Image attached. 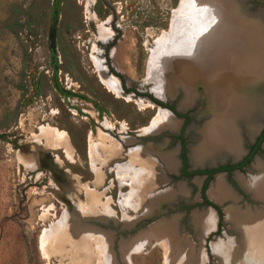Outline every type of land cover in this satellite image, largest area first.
Returning a JSON list of instances; mask_svg holds the SVG:
<instances>
[{
    "label": "rangeland",
    "instance_id": "1",
    "mask_svg": "<svg viewBox=\"0 0 264 264\" xmlns=\"http://www.w3.org/2000/svg\"><path fill=\"white\" fill-rule=\"evenodd\" d=\"M239 2L249 15L264 18V0ZM178 3L95 0V18L90 19L82 0H0V264H108L110 254L113 261L109 264H171L184 254L171 252L164 262L163 247L154 244L155 238L163 239L161 231L153 230L133 244L140 232L156 223L169 225L170 219L177 222L175 239L189 238L194 255L201 253L199 264H228L227 257L235 254L244 264H264V251L245 244L241 227L226 216L231 205L242 211L264 209L262 197L246 186L252 175H260L255 164L257 160L264 163V151L230 174L217 172L206 180L197 173L241 160L259 131L255 130L254 136L240 132L242 151L238 157L192 162L190 148L201 143L197 130L211 120L203 89L199 86L186 102L184 87L176 82L174 94L161 103L149 87L142 88L139 83L151 64L149 49L156 46L157 35L169 29ZM105 20L106 24H100ZM111 30L112 38L107 36L106 43L99 44L106 69L120 80L123 91L133 98L142 97L143 103L116 97L99 80L91 58L92 45L98 43V33L111 34ZM112 49L117 59L112 58ZM199 91L201 95H197ZM157 106L172 111L178 126L140 136L137 133L150 122ZM169 106L187 115L186 122ZM104 117L110 131L102 126ZM260 122L264 123V116ZM129 136L139 144L129 142ZM64 140L70 151L62 144ZM134 145L140 146L129 152ZM162 155L173 156L175 167L169 169ZM127 160L129 168L124 165L117 176L114 163ZM55 175L62 187H70L67 196L83 207L80 211L87 217L49 191ZM218 176L234 201L208 194ZM205 183L210 204L201 196ZM182 184L193 197L178 192ZM162 189H171L172 194L157 211L122 222L119 198L126 195L123 207L138 212L149 202L150 191ZM63 192L59 194L66 198ZM66 207L80 230L60 224ZM208 208L216 214V223L202 238L193 229V211ZM102 209L112 211L115 217H98ZM128 214L124 218L129 219ZM96 229L108 232L109 244L106 235L93 231ZM166 232L171 234L169 228ZM211 242L217 245L214 250ZM129 244H133L132 250L126 258L123 246Z\"/></svg>",
    "mask_w": 264,
    "mask_h": 264
},
{
    "label": "bare ground",
    "instance_id": "2",
    "mask_svg": "<svg viewBox=\"0 0 264 264\" xmlns=\"http://www.w3.org/2000/svg\"><path fill=\"white\" fill-rule=\"evenodd\" d=\"M245 9L239 0H179L178 6L173 11L170 19L169 29H163L157 35L156 46L149 49L151 64L149 63L150 66L147 65V68L149 67L147 75L139 82L142 88L149 87L150 91L162 101H167L170 98L169 96L174 94L173 90L176 82L184 87V101L186 102L187 98L188 100L192 98V94L194 91L196 93L199 86L205 93L203 98H206L211 120L205 122L202 128L197 130L200 137L199 142L201 143L190 148L189 155L191 159L193 158L192 162H210L223 156L238 157L242 151L240 132L243 130L251 135L259 127L260 119L264 116V18L259 14L249 15ZM84 12L89 14L90 19L95 18L94 10L88 6ZM106 20L109 21L108 17ZM106 20L101 21L100 24H106ZM106 30H110L109 27ZM100 31L103 32L101 29ZM102 32L97 34L96 41L98 43L92 45L91 54L100 82L116 97H124L136 103H143L144 99L142 97L133 98L130 93L123 91L120 80L107 71L99 44L106 43L107 36L111 37L113 31L111 30V34L109 31L107 33L104 31L105 34ZM102 38L106 39L103 40ZM146 46H148V43ZM111 56L113 59H117L116 51L113 49L111 50ZM198 94L201 95L200 91ZM156 109L150 122L143 130H140L141 133L137 134L147 136L152 132H157L162 127L176 128L178 126L179 120L172 111L162 106H157ZM107 120L104 117L102 121L105 130H109L106 128L109 125V123H105ZM50 128L53 130V127ZM122 128L126 129L125 126ZM128 141L139 144L136 138L130 136ZM65 143L64 140L62 144L65 145ZM138 146L140 145L129 147V152L133 151L134 148H139ZM162 157L166 160L169 169L175 167L173 156L162 155ZM128 162L129 160L114 163L117 176L122 167ZM91 165L93 166V164ZM255 166L260 170V175H252V180L246 186L256 196H260L264 200V163L257 160ZM157 171L158 180L161 176L159 175V169ZM56 173L57 171L54 172V174ZM57 178L58 176L55 175L54 183L49 187V191H52L59 199L66 201L65 197L61 196L59 192L64 193L63 190L65 193L67 190L69 192L70 187L66 184L62 187L63 182L61 180L59 182ZM86 187L88 186L86 185ZM178 192L184 196L190 197L192 195L193 197V193L183 187V184L179 187ZM171 194V189L158 190L156 193L150 191L148 193L150 196L149 202L143 205L144 207L142 206L138 212L132 213L126 211V205L123 207L124 201L128 198L123 195L122 200L118 199L122 222H132L136 217L145 218L150 216L161 207L160 205L171 198ZM208 194L213 198H232L233 201L235 200L222 176L216 178ZM119 196H121V191H119ZM66 199L69 200L70 206H74L79 211H84L79 203L72 202L73 199L67 196V193ZM82 211H80L81 214L87 217ZM212 211L213 209L210 208L201 212L193 211V229L197 234L202 235V238L207 234L206 230H212L215 227L216 214ZM127 212L129 213V219L124 218L127 216ZM229 212L226 213L227 219L237 227H241L244 243L250 246L254 244L260 251H264V209H257L252 212L250 208H247L242 211L237 206L231 205ZM106 216L115 217V214L107 209L98 212V217L104 219ZM78 217L81 221L83 220L80 215ZM169 221H171L170 224L167 221L169 225L164 223V226H162L156 223L148 230L140 232L133 244L139 239L149 236L153 230H158L163 234V239L159 241L155 238L154 244H160L163 247L164 262L167 259L169 260L171 252H178V254L183 252L184 255H180L171 264H199L201 253L199 252L197 256L194 255L193 242L189 238L185 239L181 236L175 239L174 229L177 222L175 219ZM62 222L80 230L77 227L79 226L77 221L73 220L67 207L63 211L60 224ZM168 228L174 236L166 232ZM93 231L105 234L108 244L110 243L111 237H109L108 232L101 229ZM132 245L123 246L126 258L132 250ZM223 245L229 247L226 243H222L220 246L223 247ZM211 246L214 250L217 245L211 242ZM141 247H144V245ZM236 248L239 253L244 250L241 249L240 251V248ZM240 258L235 254L231 257L228 256L226 262L228 264H244ZM112 261L113 255H107L106 262L109 264Z\"/></svg>",
    "mask_w": 264,
    "mask_h": 264
},
{
    "label": "flooded vegetation",
    "instance_id": "3",
    "mask_svg": "<svg viewBox=\"0 0 264 264\" xmlns=\"http://www.w3.org/2000/svg\"><path fill=\"white\" fill-rule=\"evenodd\" d=\"M175 114H177V116L183 117V118H184V121L186 122V120H187V118H188L187 115H180V114H178V113H175ZM263 129H264V125L261 127V129L259 130V132L256 134V137H255L254 140L252 141V144H251V145L249 146V148L246 150V152H245V156H244L243 158H241V160H239L238 162L233 163V164L228 163V164H225V165H222V166H218V167H216V168H207V169H204V170H200L201 172L198 171L197 173H198V174H203V175H205V176H206V180H207V179H208V173H207L205 170L217 169V168H220V167H223V166L234 165V164H238V163L242 162V161L245 159V157L250 153V151L252 150L253 146L256 144V141H257L258 137L261 135ZM263 147H264V139L262 140V142H261L260 145H259V150H257V151L253 154V156H254L257 152H262V151H264ZM253 156H252V157H253ZM185 159H186V157H185ZM182 160H183V156H182ZM250 160H251V159H250ZM183 163H184V160H183ZM185 164H186V161H185ZM246 164H247V163L243 164L241 167H235V168H232L231 170H226V169L216 170V171L213 172L212 176H213L215 173H217V172H226V174H230V173H231L233 170H235V169H242ZM185 170H186V168H185ZM212 176H211V177H212ZM210 179H211V178H210ZM210 179H208V180H210ZM201 196H202L203 201H204V198L208 201V202H205V201H204L205 203L210 204V202H209V200H208V199H209V198H208V194H207V192H205V187H204V186H203V190H202Z\"/></svg>",
    "mask_w": 264,
    "mask_h": 264
},
{
    "label": "trees",
    "instance_id": "4",
    "mask_svg": "<svg viewBox=\"0 0 264 264\" xmlns=\"http://www.w3.org/2000/svg\"><path fill=\"white\" fill-rule=\"evenodd\" d=\"M149 97H150L153 101H156L157 103H160V102H158L157 100H155L154 98H152L151 96H149ZM169 108H170L171 110H173L175 113H177L173 107L169 106ZM263 139H264V129H263L261 135L258 137V139H257V141H256V144L253 146V148H252V150L250 151V153L245 157V159H244L242 162H240V163H238V164H234V165L223 166V167H220V168H217V169L205 170V171L208 173V179L211 178L213 172L216 171V170H221V169L231 170L232 168H235V167H241L243 164L248 163V162L250 161V159L252 158L253 154H254L257 150H259V145H260V143L262 142ZM183 151H184V150H182V156H183V160H184V170H185V168H186V164H185L186 159H185V155H184V152H183ZM199 172H201V171H199ZM208 179H207V180H208ZM205 186H206V183L204 184V187H205ZM204 201H205V202H208L205 198H204ZM218 211H219V209H218ZM219 213H220V211H219Z\"/></svg>",
    "mask_w": 264,
    "mask_h": 264
},
{
    "label": "built area",
    "instance_id": "5",
    "mask_svg": "<svg viewBox=\"0 0 264 264\" xmlns=\"http://www.w3.org/2000/svg\"><path fill=\"white\" fill-rule=\"evenodd\" d=\"M84 9L88 6L89 8H93L95 0H82Z\"/></svg>",
    "mask_w": 264,
    "mask_h": 264
},
{
    "label": "water",
    "instance_id": "6",
    "mask_svg": "<svg viewBox=\"0 0 264 264\" xmlns=\"http://www.w3.org/2000/svg\"><path fill=\"white\" fill-rule=\"evenodd\" d=\"M155 97V96H154ZM156 99H158V98H156ZM161 103H164L165 101H162L161 99H158ZM264 125V123H262V122H260V125H259V127L256 129V130H260L261 129V127ZM255 132L256 131H254V133H253V136L255 135ZM65 200H66V202H67V204H69L68 203V200L65 198ZM70 206V205H69ZM71 208V207H70ZM73 208V207H72Z\"/></svg>",
    "mask_w": 264,
    "mask_h": 264
},
{
    "label": "crops",
    "instance_id": "7",
    "mask_svg": "<svg viewBox=\"0 0 264 264\" xmlns=\"http://www.w3.org/2000/svg\"><path fill=\"white\" fill-rule=\"evenodd\" d=\"M66 145H67L68 147H67ZM64 147L67 149V151H70V150H69L70 148H69V145H68L67 142L65 143ZM68 148H69V149H68ZM89 160L91 161V159H89ZM49 164H50V163H49ZM91 164H92V163H90V167H91ZM91 170H92V169H91ZM61 177H62V176H61Z\"/></svg>",
    "mask_w": 264,
    "mask_h": 264
}]
</instances>
